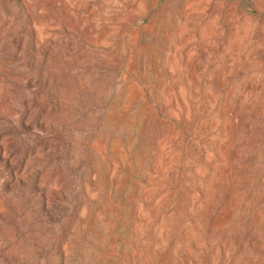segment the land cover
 <instances>
[{
	"label": "rangeland",
	"instance_id": "374dc122",
	"mask_svg": "<svg viewBox=\"0 0 264 264\" xmlns=\"http://www.w3.org/2000/svg\"><path fill=\"white\" fill-rule=\"evenodd\" d=\"M0 38V264H264V0H0Z\"/></svg>",
	"mask_w": 264,
	"mask_h": 264
},
{
	"label": "bare ground",
	"instance_id": "6f19581e",
	"mask_svg": "<svg viewBox=\"0 0 264 264\" xmlns=\"http://www.w3.org/2000/svg\"><path fill=\"white\" fill-rule=\"evenodd\" d=\"M6 2V1H5ZM18 2V1H17ZM40 2V1H39ZM16 4V3H15ZM17 5V4H16ZM18 6H19V4H18ZM23 6V5H22ZM5 8V7H4ZM57 8V7H56ZM15 9V8H14ZM51 9V8H50ZM54 9V8H53ZM6 10V9H5ZM9 10V9H8ZM22 10L23 9H21V11L20 12H22ZM45 10V9H44ZM156 10V9H155ZM3 11V10H2ZM15 11V10H14ZM10 12V11H9ZM12 12V11H11ZM25 12V11H24ZM148 12V11H147ZM14 13V12H13ZM17 13V12H16ZM8 14V13H7ZM146 14V13H145ZM9 15V14H8ZM19 15V14H18ZM25 15H26V13H25ZM149 15V14H148ZM12 16V15H11ZM22 17V16H21ZM25 17H27V16H25ZM152 17H153V15H152ZM156 17H158V16H156ZM4 18V17H3ZM22 19H24V18H22ZM16 20V19H15ZM93 20V19H92ZM14 21V20H13ZM24 21V20H23ZM66 21V20H65ZM22 22V21H21ZM89 22V21H88ZM137 22V21H136ZM147 22V21H146ZM26 23V22H25ZM23 24V23H22ZM31 24V23H30ZM131 26H133V25H131ZM27 28V27H26ZM130 28V27H129ZM9 29V28H8ZM22 29V28H21ZM129 30V29H128ZM55 32V31H54ZM59 32V31H58ZM10 33V32H9ZM26 34H27V32H25ZM29 34V33H28ZM59 34V33H58ZM57 34V35H58ZM66 34V33H65ZM68 34V33H67ZM11 35V34H10ZM22 36H24L23 34H22ZM10 37V36H9ZM76 37V36H75ZM24 38V37H23ZM1 39V38H0ZM60 39V38H59ZM59 39H57V40H59ZM107 40V39H106ZM15 41V40H14ZM20 41V40H19ZM67 41H69V40H67ZM73 41V40H72ZM30 43H31V41H29ZM2 43V42H1ZM45 43V42H44ZM53 43V42H52ZM4 44V43H3ZM13 44V43H12ZM83 44H85V43H83ZM50 45V44H49ZM71 45V44H70ZM11 46V45H10ZM21 46V45H20ZM42 46V45H41ZM72 47V46H71ZM20 49V48H19ZM29 49V48H28ZM37 49V48H36ZM39 49V48H38ZM74 49V48H73ZM109 49V48H108ZM40 50V49H39ZM70 50V49H69ZM87 50V49H86ZM30 51H32V50H30ZM35 52V51H34ZM37 52H39V51H37ZM127 52V51H126ZM3 53V52H2ZM10 53V52H9ZM28 53H30L29 51H28ZM45 53V52H44ZM47 53V52H46ZM31 54V53H30ZM19 55V54H18ZM26 55V54H25ZM15 56V55H14ZM8 59V58H7ZM6 59V60H7ZM32 59V58H31ZM40 59V58H39ZM99 59V58H98ZM129 59H130V57H129ZM27 61V60H26ZM40 61H42V60H40ZM35 62V61H34ZM64 62V61H63ZM126 62V61H125ZM85 63V62H84ZM87 63V62H86ZM126 64V63H125ZM30 65V64H29ZM36 65H37V63H36ZM41 65V64H40ZM67 65V64H66ZM75 65V64H74ZM26 66V65H25ZM33 66H35V65H33ZM14 67V66H13ZM30 67V66H29ZM40 67V66H39ZM68 67V66H67ZM144 67H145V65H144ZM19 68V67H18ZM80 69V68H79ZM95 69H97V68H95ZM102 70H104V69H102ZM31 71V70H30ZM125 71V70H124ZM102 72V71H101ZM44 73V72H43ZM14 74V73H13ZM71 74V73H70ZM83 75V74H82ZM140 75V74H139ZM17 76V75H16ZM54 78V77H53ZM46 79V78H45ZM44 80V79H43ZM117 80V79H116ZM34 81V80H33ZM58 81V80H57ZM12 82V81H11ZM76 82V81H75ZM90 82V81H89ZM102 82V81H101ZM35 83V82H34ZM47 83V82H46ZM38 84V83H37ZM57 84V83H56ZM89 84V83H88ZM109 84V83H108ZM34 85V84H33ZM43 85V84H42ZM116 85V84H115ZM27 86V85H26ZM35 88V87H34ZM115 88V87H114ZM39 89V88H38ZM61 89V88H60ZM66 89V88H65ZM42 90V89H41ZM31 92V91H30ZM51 92V91H50ZM76 92V91H75ZM43 93H46V92H43ZM56 93V92H55ZM55 95V94H54ZM29 98V97H28ZM80 99V98H79ZM84 100V99H83ZM80 101V100H79ZM90 101V100H89ZM58 102V101H57ZM77 102V101H76ZM38 103V102H37ZM2 104V103H1ZM35 104V103H34ZM57 104V103H56ZM83 107V106H82ZM103 108V107H102ZM106 108V107H105ZM13 109V108H12ZM37 109V108H36ZM44 109V108H43ZM41 110V109H40ZM21 112V111H20ZM84 114V113H83ZM26 115V114H25ZM36 115V114H35ZM52 115V114H51ZM67 115V114H66ZM45 116V115H44ZM78 117V116H77ZM83 117V116H82ZM37 118V117H36ZM17 119V118H16ZM32 119V118H31ZM37 120V119H36ZM69 120V119H68ZM15 121V120H14ZM43 121V120H42ZM75 121V120H74ZM6 122V121H5ZM73 122V121H72ZM58 123V122H57ZM79 123V122H78ZM70 124H71V122H70ZM15 125V124H14ZM41 126V125H40ZM25 127V126H24ZM27 127V126H26ZM53 128V127H52ZM46 129V128H45ZM12 130V129H11ZM26 130H28V129H26ZM25 130V131H26ZM37 130V129H36ZM77 130V129H76ZM9 132V131H8ZM52 132V131H51ZM89 132V131H88ZM103 132V131H102ZM105 132V131H104ZM34 133V132H33ZM54 133V132H53ZM56 133V132H55ZM72 133V132H71ZM20 134V133H19ZM59 134V133H58ZM66 134V133H65ZM107 134V133H106ZM4 135V134H3ZM48 135V134H47ZM46 135V136H47ZM10 136V135H9ZM57 136V135H56ZM15 138V137H14ZM60 139V138H59ZM13 140V139H12ZM63 140V139H62ZM66 141V140H65ZM3 142V141H2ZM51 142V141H50ZM54 142V141H53ZM70 142V141H69ZM52 143V142H51ZM68 144V143H67ZM35 145H39L40 146V148L41 149H44L45 148V146L44 145H40V144H38V143H36ZM12 146V145H11ZM32 146V145H31ZM54 146V145H53ZM6 147V146H5ZM9 147V146H8ZM50 147V146H49ZM55 147H56V145H55ZM62 147V146H61ZM68 148V147H67ZM1 150H3V149H1ZM36 150V149H35ZM60 150V149H59ZM65 150V149H64ZM2 152V151H1ZM0 152V153H1ZM52 152V151H51ZM65 154V153H64ZM3 155V154H2ZM66 156V155H65ZM30 157V156H29ZM49 157V156H48ZM97 157V156H96ZM1 158V157H0ZM16 158V157H15ZM2 159V158H1ZM0 159V160H1ZM59 159V158H58ZM99 159V158H98ZM7 161H9L8 159H6ZM16 160V159H15ZM4 161V160H3ZM13 161V160H12ZM83 161V160H82ZM90 161V160H89ZM91 162V161H90ZM9 164V163H8ZM2 166V165H1ZM9 165H7V167H8ZM4 167V166H3ZM64 168V167H63ZM6 170V169H5ZM18 170V169H17ZM88 170V169H87ZM13 171V170H12ZM41 171V170H40ZM62 172V171H61ZM15 173V172H14ZM20 173V172H19ZM40 173V172H39ZM99 173V172H98ZM106 174V173H105ZM14 175V174H13ZM41 177V176H40ZM11 178V177H10ZM45 179V178H44ZM20 180V179H19ZM57 180V179H56ZM8 181V180H7ZM26 182V181H25ZM24 182V183H25ZM2 187V186H1ZM13 192V191H12ZM2 193V192H1ZM17 194V193H16ZM11 195V194H10ZM27 195V194H26ZM5 196V195H4ZM32 198V197H31ZM4 204V203H3ZM47 204V203H46ZM20 205V204H19ZM14 208V207H13ZM27 208V207H26ZM24 210V209H23ZM48 210H49V208H48ZM32 211V210H31ZM11 213V212H10ZM51 213V212H50ZM22 214V213H21ZM37 215V214H36ZM43 215V214H42ZM25 217V216H24ZM47 217V216H46ZM12 218V217H11ZM43 219V218H42ZM55 219V218H54ZM57 219V218H56ZM12 220V219H11ZM48 221V220H47ZM14 222V221H13ZM3 223V222H2ZM19 223V222H18ZM28 223V222H27ZM35 223V222H34ZM9 224H10V222H9ZM22 224V223H21ZM12 226H13V224H12ZM31 226V225H30ZM25 227V226H24ZM40 227V226H39ZM44 230V229H43ZM39 231V230H38ZM49 231V230H48ZM21 232V231H20ZM30 232V231H29ZM18 233V232H17ZM24 234H26V233H24ZM50 235V234H49ZM17 236V235H16ZM29 237V236H28ZM33 238V237H32ZM28 241V240H27ZM9 242V241H8Z\"/></svg>",
	"mask_w": 264,
	"mask_h": 264
}]
</instances>
